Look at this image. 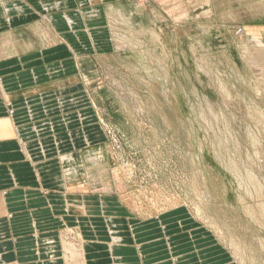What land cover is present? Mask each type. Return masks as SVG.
<instances>
[{"label": "rangeland", "instance_id": "1", "mask_svg": "<svg viewBox=\"0 0 264 264\" xmlns=\"http://www.w3.org/2000/svg\"><path fill=\"white\" fill-rule=\"evenodd\" d=\"M111 4L114 48L80 82L99 109L97 189L139 217L187 208L264 264V0Z\"/></svg>", "mask_w": 264, "mask_h": 264}, {"label": "crops", "instance_id": "2", "mask_svg": "<svg viewBox=\"0 0 264 264\" xmlns=\"http://www.w3.org/2000/svg\"><path fill=\"white\" fill-rule=\"evenodd\" d=\"M114 1L0 0V264H238L187 208L139 217L92 179L99 109L80 82L114 48Z\"/></svg>", "mask_w": 264, "mask_h": 264}, {"label": "bare ground", "instance_id": "3", "mask_svg": "<svg viewBox=\"0 0 264 264\" xmlns=\"http://www.w3.org/2000/svg\"><path fill=\"white\" fill-rule=\"evenodd\" d=\"M255 39V38H254ZM6 135V132H0V137H4ZM124 168V167H123ZM113 175V174H112ZM118 175V174H117ZM118 177V176H117ZM113 178L115 179V177H114V175H113ZM122 182V181H121ZM123 183V182H122ZM126 201V200H125ZM127 202V201H126ZM130 205V204H129ZM132 205V204H131ZM132 206H134V205H132ZM134 208V207H133ZM117 240V239H116ZM115 241V240H114ZM117 244V243H116ZM65 250H66V253H68V256H67V259H69V258H73L77 253H76V248L74 247V244L72 243V242H68V241H66L65 242ZM233 255V257H234V260L235 261H239L238 262V264H242L241 262L242 261H240V259L237 257V255L236 254H232Z\"/></svg>", "mask_w": 264, "mask_h": 264}]
</instances>
